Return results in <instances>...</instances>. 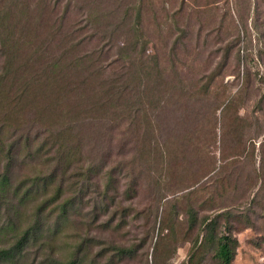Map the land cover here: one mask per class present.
I'll list each match as a JSON object with an SVG mask.
<instances>
[{
    "label": "trees",
    "instance_id": "obj_1",
    "mask_svg": "<svg viewBox=\"0 0 264 264\" xmlns=\"http://www.w3.org/2000/svg\"><path fill=\"white\" fill-rule=\"evenodd\" d=\"M102 6L0 0V264H123L138 257L139 245L100 239L94 231L96 224L98 232L112 226L109 232L118 231L130 218L117 201L120 180L117 167L104 161L103 136L119 129L126 116L153 122L140 83L158 62L143 64L146 43L136 23L133 41L114 59H131L128 70H109L119 36L117 26L108 24L112 12ZM149 125L142 136L151 155ZM128 130L136 136L140 131ZM129 175L126 194L141 185L140 176ZM209 201L186 208L183 231L177 223L182 213L173 204L159 230L153 264H171V253L183 243L190 244L184 264H234L235 223L251 217L207 209Z\"/></svg>",
    "mask_w": 264,
    "mask_h": 264
},
{
    "label": "rangeland",
    "instance_id": "obj_2",
    "mask_svg": "<svg viewBox=\"0 0 264 264\" xmlns=\"http://www.w3.org/2000/svg\"><path fill=\"white\" fill-rule=\"evenodd\" d=\"M76 1L86 8L103 5L113 14L108 24L117 26L119 38L107 59L109 70H128L131 59H114L133 41L136 23L146 43L143 64L158 62L140 83L153 122L126 116L119 129L103 136L104 161L117 167L120 180L117 201L130 218L113 232V226L98 232L96 224V235L140 246L137 259L123 264H153L159 230L173 204L182 213L177 223L183 231L186 208L210 199L207 209L229 208L251 217L235 223L234 264H264V0ZM86 11L78 13L84 17ZM148 124L151 155L142 136ZM132 126L139 128L137 136L129 132ZM129 173L140 176L141 185L126 194ZM155 182L160 185L151 190ZM189 249V243L181 244L171 253V264H184Z\"/></svg>",
    "mask_w": 264,
    "mask_h": 264
}]
</instances>
